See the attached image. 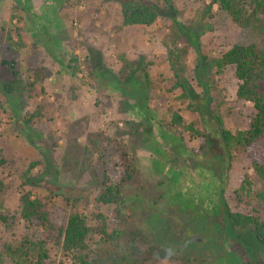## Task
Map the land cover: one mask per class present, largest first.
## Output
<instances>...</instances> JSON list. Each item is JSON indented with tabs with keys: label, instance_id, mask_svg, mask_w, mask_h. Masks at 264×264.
<instances>
[{
	"label": "rangeland",
	"instance_id": "rangeland-1",
	"mask_svg": "<svg viewBox=\"0 0 264 264\" xmlns=\"http://www.w3.org/2000/svg\"><path fill=\"white\" fill-rule=\"evenodd\" d=\"M30 1L33 12L41 9L50 18L40 22L54 47L41 33L40 38L31 37V14L23 15L11 0H0V29H21L18 49L8 50L0 40V65L14 58L18 72L12 77L0 66V150L6 160L0 171V213L17 217L19 195L27 191L48 208L66 213L75 200L76 210L93 229L96 214L106 217L107 236L92 233L87 245L90 256L103 263L264 264V244L250 229L229 234L223 214L224 206L244 215L255 211L264 222V185L246 154L225 152L218 135L222 129H246L254 110L236 99L233 67L214 78L208 96L195 78L197 48L187 33L210 0H169L176 17L163 0H146L157 7L159 17L144 28H122L120 8L113 0ZM212 11V31L198 43L202 54L216 58L233 45L257 42L215 5ZM172 17L186 32L177 46L187 47L184 72L177 78L163 46L170 40ZM122 58L135 61L131 72L123 69ZM29 67L42 71V83L34 82ZM10 81L14 87L4 90ZM176 81L180 88L174 87ZM36 107L41 108L39 117L24 124L23 116ZM175 111L206 136L203 150L197 151L200 137L170 124ZM97 134L120 143L135 160L138 176L122 185V205L95 202L104 174L91 151L90 139ZM256 152L264 167V148ZM215 156H222V165ZM33 162L39 164L29 170ZM107 173L116 183L118 172ZM244 179L250 186L240 192ZM223 233L228 235L221 247ZM39 235L40 229L21 220L9 229L0 226V256L4 244L18 247L24 237ZM47 248L53 264H72L60 247ZM2 257L1 264H11Z\"/></svg>",
	"mask_w": 264,
	"mask_h": 264
},
{
	"label": "trees",
	"instance_id": "trees-1",
	"mask_svg": "<svg viewBox=\"0 0 264 264\" xmlns=\"http://www.w3.org/2000/svg\"><path fill=\"white\" fill-rule=\"evenodd\" d=\"M14 5L20 7L24 12H31L33 36L39 29L41 32V24L37 20H43L41 16H37L32 10L30 0H11ZM118 3L120 8L121 27H149L153 25L158 17V9L155 5L146 0H113ZM168 11L175 13L169 0H163ZM216 6L217 10L225 13L231 21L241 29H247L256 38V43L246 46L233 45L229 50L221 53L216 58H210L199 51V39L207 32L212 31V25L209 22L212 19V7ZM172 17L170 20L171 35L170 40L163 41V46L167 50V61L172 68L175 78L179 73L184 72V61L187 55V47H177L181 40H185V31L177 24L176 19ZM198 18L192 23L193 28L187 33L191 37L192 44L197 52V66L195 78L198 87L208 96L210 90L214 86V78H220L226 67L234 68V76L238 81L236 90V99L238 102L249 103L252 105L254 115L250 119L248 127L243 130L230 132L222 129L219 132V139L225 152H244L250 161L251 168L256 174L258 180L264 185V167L262 166L258 154L257 147L264 148V0H210L209 4L203 8L197 15ZM21 29L14 25L12 30L4 31L0 29V40L4 41L8 50H16L20 45ZM44 32L46 30L44 29ZM15 39V40H14ZM17 42V43H16ZM123 69L130 72L134 69L135 61L122 58ZM70 62H75L71 59ZM0 66H5L12 77L18 75L15 69L16 60L9 58L1 62ZM73 71L72 76L75 75ZM31 73L35 83H42L43 73L35 69L27 70ZM15 82H6L2 87L4 90H12L11 85ZM34 83L29 84L32 87ZM174 87H181L176 81ZM207 96L205 100H207ZM182 98H185L182 96ZM40 107H36L33 113H26L23 116V122L26 125L32 124L34 119L40 115ZM216 119L220 124L222 120L217 116ZM170 124L182 130L187 135L200 137L202 140L198 152L205 147L206 136L199 132L193 123H187L183 117L177 112H173L170 117ZM91 151L98 156V162L104 168L102 181L100 182V192L95 202L101 206H117L124 203L122 195V185L130 182L137 175L134 168V158L129 157L125 148L117 141H112L102 135L97 134L90 139ZM218 164H223L222 156H215ZM38 162L30 163L29 170L38 165ZM6 160L3 158L0 150V171L4 169ZM115 170L118 172L119 178L116 183H112L109 179L107 170ZM250 186L247 179H244L238 191L248 190ZM3 192V184L0 182V195ZM70 201H66L68 203ZM20 210L18 216H8L0 213V226L9 229L18 221H22L29 226L40 229V235L37 238L24 237L18 247H12L4 244L3 256L8 258L11 264H53L50 261L49 249L50 244L55 248H59L65 257H70L72 264H123L119 260H112L103 263L100 259L92 257L91 251L88 249L90 235L107 236L106 217L101 213L94 216L96 229H93L87 218L76 210L77 201H71L72 211L66 213L65 210L51 207L48 208L41 199L33 197L30 191L19 195ZM224 219L226 220L227 230L232 233L246 231L250 229L255 236L264 244V222L257 216L256 212L252 214H240L231 212L227 206H224ZM219 214V213H218ZM206 218V217H205ZM207 222L208 219L206 218ZM219 229L221 227L219 226ZM227 232V231H226ZM222 235V234H221ZM227 233H223L225 239ZM116 236V235H115ZM232 240V235H229ZM236 238H239L238 236ZM205 239L209 240V234H205ZM218 242L223 241L221 238L215 239ZM225 239L220 243L224 247ZM212 239L210 240V243ZM240 242L245 243L244 240ZM241 244V243H240ZM0 256V264L4 258Z\"/></svg>",
	"mask_w": 264,
	"mask_h": 264
},
{
	"label": "crops",
	"instance_id": "crops-1",
	"mask_svg": "<svg viewBox=\"0 0 264 264\" xmlns=\"http://www.w3.org/2000/svg\"><path fill=\"white\" fill-rule=\"evenodd\" d=\"M116 3V2H115ZM50 6V5H49ZM52 7H56V3L55 2H53L52 3ZM19 9H21V8H19ZM20 12L24 15V14H26V15H29V14H32L31 12H24L23 10H20ZM34 13H36L37 14V16H41V17H43L44 19L46 18V19H50L45 13H44V11H42L41 9L39 10V9H37V12L35 11ZM30 17H31V15H30ZM44 19L43 20H41V21H44ZM52 20V19H51ZM37 22L38 23H40L41 24V22H40V20H37ZM44 24V23H43ZM52 24V23H51ZM50 24V26H48V27H53V25H51ZM32 25H33V23H32ZM33 27H34V25L32 26V29H33ZM33 31L31 30V37L33 38V39H35L36 37L38 38H40V36H39V34L41 33L47 40H49L51 43L49 44L50 46H53L54 47V44H53V42H52V40L48 37V35H47V32H41L39 29L36 31V35L35 36H33V33H32Z\"/></svg>",
	"mask_w": 264,
	"mask_h": 264
},
{
	"label": "clouds",
	"instance_id": "clouds-1",
	"mask_svg": "<svg viewBox=\"0 0 264 264\" xmlns=\"http://www.w3.org/2000/svg\"><path fill=\"white\" fill-rule=\"evenodd\" d=\"M167 254H168V255H171V252H170V250H168V251H167Z\"/></svg>",
	"mask_w": 264,
	"mask_h": 264
}]
</instances>
